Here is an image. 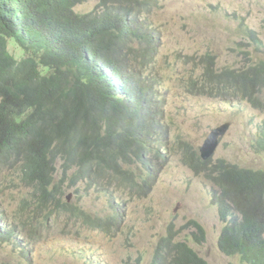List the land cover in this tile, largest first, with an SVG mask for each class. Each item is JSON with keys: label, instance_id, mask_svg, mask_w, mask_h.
<instances>
[{"label": "trees", "instance_id": "trees-1", "mask_svg": "<svg viewBox=\"0 0 264 264\" xmlns=\"http://www.w3.org/2000/svg\"><path fill=\"white\" fill-rule=\"evenodd\" d=\"M85 1L0 0L1 138L7 141L12 126L26 132L21 145L32 156L26 179L37 184L43 204L58 192L48 190L58 155L68 168L88 155L104 162L116 159L108 145L116 120L125 115L138 116L141 95L150 88L143 78L136 83L140 76L129 63L135 59L124 48L135 41L151 44L152 36L139 22L145 5L153 2H137L136 8L125 4L127 0H98L92 11L76 12L74 7ZM243 27L250 40L258 41L253 30ZM123 33L122 49L107 48L110 43L119 44L112 38ZM199 60L202 74L211 82L237 83L243 93L249 87L264 88L260 85L264 83L262 61L239 72L216 74L213 55ZM190 75L182 86L191 92H203L207 79H195L192 71ZM127 77L132 79L128 87ZM102 125L107 127L103 129ZM138 132L132 127L123 136L129 138ZM257 147L264 152L263 132ZM191 165L217 187L213 200L222 204L226 223L219 237L221 247L249 264H264V171L236 166L227 170L222 160L202 161L198 156ZM56 188L60 190V185ZM35 193L32 190V196ZM13 230L0 223V235ZM171 264L207 263L185 247Z\"/></svg>", "mask_w": 264, "mask_h": 264}, {"label": "rangeland", "instance_id": "rangeland-1", "mask_svg": "<svg viewBox=\"0 0 264 264\" xmlns=\"http://www.w3.org/2000/svg\"><path fill=\"white\" fill-rule=\"evenodd\" d=\"M96 3V0H88L74 9L86 13ZM127 5L137 8L132 3ZM147 9L143 17H147L149 24L156 25L162 32L157 49L159 58L175 62L174 67L180 70L181 75L192 71V76L200 79L203 71L199 58L207 55L215 57L219 69H239L247 64L244 51H250L253 62L264 60V0H157L156 5H149ZM244 25L258 34L261 43L249 47L240 45L251 42L244 34ZM180 54H186V57L176 61ZM195 62L198 65H194ZM218 86L220 88L213 93L204 94L212 99L195 97L197 95L175 87L170 106L165 109L171 116V132L178 135L179 141L189 143V150H196L213 128L227 124V132L220 139L212 160L223 159L240 167L264 169V154L255 153L253 147V128L264 118V114L253 110L247 97H242L243 93L233 98L229 85ZM260 97L264 99V91L257 94V98ZM231 103L236 106L227 107ZM182 156H170L169 166L142 207L132 204V229L129 233L111 238L99 236L96 232L76 235L73 231L75 227H68L62 233L57 231L56 225L63 223L52 224L51 229L48 227L36 242L31 240L26 245L28 250L32 249L31 264H124L127 255L135 257L136 252L146 253L144 264H147L152 256L153 234L161 231V227L170 220L177 227L188 220H196L203 226L206 239L202 243L197 244L192 239V228L182 230L180 237H184L209 264H246L238 256H226L219 250L217 239L223 223L217 207L211 203V193L217 187L203 173H195L190 167L182 165L179 161ZM60 163L61 160H57L54 182L61 179ZM2 174L0 204L3 221L14 222L19 200L27 197L29 191L24 188L19 190L15 178ZM71 174L73 172H69L68 176ZM84 188L83 183H78L69 190L65 183L63 196L67 202L74 201L76 196H84ZM82 204L90 210L88 197L83 199ZM18 230L22 231L21 225ZM0 261L19 264V254L9 244L0 245Z\"/></svg>", "mask_w": 264, "mask_h": 264}, {"label": "clouds", "instance_id": "clouds-1", "mask_svg": "<svg viewBox=\"0 0 264 264\" xmlns=\"http://www.w3.org/2000/svg\"><path fill=\"white\" fill-rule=\"evenodd\" d=\"M96 1L97 5L99 1ZM143 1L145 0H127L125 2L127 4L132 3L137 5V2ZM150 1L153 2L150 4L151 6L157 4V0ZM148 6L149 5H145L141 15L142 21L139 23H142L144 26L143 29L148 31L149 35L152 36L151 44L148 45L143 42L138 43L135 41L127 45L124 48V52L130 56V58L135 59V61L132 60L129 63L132 65V70L136 73V76H140L136 83H139L140 79L143 78L150 85V88L141 95L142 103L138 116L125 115L122 116L120 120H116L114 130L108 137V145L111 151L116 155V159L113 162H104L96 157L88 155V157L82 160L77 159L68 168L64 165L63 158L58 155L54 163L55 169L51 173V183L48 186L49 191H54L56 189L58 192L54 194L51 200L43 204L37 193V184L26 179L28 168L32 164V156L29 150L21 145L26 137V132H22L21 130H24L22 128L12 126L9 129L10 131L8 132L6 142L1 138L0 132V139L2 140L0 143V173L2 174V172L6 171V173L2 175H9L15 178V183L19 187V190L24 188L29 191L27 197H23L19 200V205L16 209L17 218L14 222L3 221V208L0 204V223L5 227L14 228L13 231L4 232L0 235V245H11L13 251L19 254V264H26V262L31 264L33 259L31 255L32 249L30 248V250H28L26 245H29L31 240L32 242H36L43 232L48 230V227L51 229L52 224L63 223L61 225H56L57 231L62 233H65V229L68 227H75L73 231L76 235H79L81 232H96L99 236H109L111 238L115 235L129 233L132 229V216L130 215L132 204L142 207L151 197L152 191L162 176V173L169 166V162L171 161L170 156L179 154L180 157L183 155L179 158L180 163L185 167H190L195 173L196 171L191 165V162L196 159V156L202 161L214 162L222 160L227 170H229L230 167L235 168V166L238 168H246L223 159L212 160L220 139H222L227 132V124L222 123L213 128L208 133L199 149L196 150H189L190 144L179 141L178 135L171 132V116L166 113L165 109L170 106V97L174 95L172 91L175 87L180 88L185 93L197 95L195 97L207 96L208 99H212V97L204 94L213 93L214 90L220 88L218 85L223 84V82H211L207 77L201 74L200 78L204 80L207 79V82L210 84V86L206 84L203 92H191V90H186L182 86L186 84L184 79L186 78L188 80L191 75L190 73L188 75H181L180 70H176L174 67L175 62L170 60L161 61L159 58L157 49L160 41L159 36L162 32L156 25L152 24L151 26L147 17H143L144 12L148 10ZM256 35L258 37L257 33ZM112 41H117L119 44L113 45L110 43L107 48L114 46L118 49H122L125 45V33L122 35H115ZM249 41L251 42L247 44L240 43V45L249 47L252 44L261 43L259 37L258 41L250 39ZM149 51H152V53ZM244 53L248 63L241 65L239 69H234L232 67L219 69L216 66L214 57L213 71L216 74H222L227 71L239 72L244 68L256 67L261 61L264 62V60L253 62V59L250 58V51H244ZM184 57H186V54H180L176 61L183 60ZM140 62H143V64L140 65ZM131 82L132 79L127 77L125 80L127 87ZM228 82H230L227 84L229 85L228 88L232 91L231 97L234 98L240 92L243 93L240 85L231 81ZM260 85L264 86V83ZM250 88L251 87L248 88L246 93H243L242 97H247L253 110L260 114H264V99L262 97L257 98V94L260 91H264V88ZM118 96L120 97L122 95L120 94ZM235 106V104L231 103L227 107L234 108ZM250 123L253 124V122ZM100 127L105 129L107 126L102 125ZM132 127H135L139 132L131 133V137L129 138L124 137L123 132L131 130ZM217 128H221L222 130V134L218 135L216 138L217 146L214 152L204 159L201 148L204 146L208 136ZM253 131H255L254 152L264 154V152L257 147L258 136L261 132L264 133V118L254 126ZM43 143L44 142L38 143L39 148L43 146ZM57 160H61V179L59 178L57 182H54L57 172ZM63 166H65L66 169L65 177L63 175ZM260 170L264 171V169ZM69 172H73V174L68 176ZM73 175L77 176L75 180L70 179ZM203 176L205 177L204 173ZM65 183H67L69 190L74 189L78 183H83L85 185L84 196L78 195L74 201L67 202L63 196L64 192L62 191V187ZM56 185H60V190L56 188ZM32 190L36 191L34 196L31 194ZM213 191L211 193V203L217 207L220 219L223 223L220 230L221 233L226 223L221 208L222 204L220 206L219 202L213 200ZM74 193H76V190ZM87 197L90 202L89 206L91 211L86 209L82 204L83 199ZM4 212H6V208ZM19 225H21L22 231L18 230ZM190 228L193 229L191 232L192 239L197 244L205 241V230L196 220H188L180 227H177L173 220L165 223L161 227V231L152 236L150 251L152 252V256L147 264H171L184 252L185 247L191 249L198 258L209 264L184 237H180L182 230ZM9 232L11 233L10 236H8ZM220 233L217 239L219 250L226 256H238L242 262L249 264V262L243 261L238 254L229 255L228 249L225 250L221 247L219 239ZM145 254V252H136L135 257L128 254L124 259V264H144ZM0 264H8V262L0 261Z\"/></svg>", "mask_w": 264, "mask_h": 264}, {"label": "water", "instance_id": "water-1", "mask_svg": "<svg viewBox=\"0 0 264 264\" xmlns=\"http://www.w3.org/2000/svg\"><path fill=\"white\" fill-rule=\"evenodd\" d=\"M222 134L221 128L215 129L207 138L204 146L201 148L203 158L209 157L217 146V136Z\"/></svg>", "mask_w": 264, "mask_h": 264}]
</instances>
